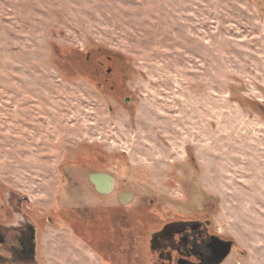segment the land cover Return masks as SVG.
<instances>
[{
    "label": "rangeland",
    "instance_id": "obj_1",
    "mask_svg": "<svg viewBox=\"0 0 264 264\" xmlns=\"http://www.w3.org/2000/svg\"><path fill=\"white\" fill-rule=\"evenodd\" d=\"M261 109L264 0H0V224L18 194L37 234L0 264H144L145 218L192 212L264 264Z\"/></svg>",
    "mask_w": 264,
    "mask_h": 264
},
{
    "label": "flooded vegetation",
    "instance_id": "obj_2",
    "mask_svg": "<svg viewBox=\"0 0 264 264\" xmlns=\"http://www.w3.org/2000/svg\"><path fill=\"white\" fill-rule=\"evenodd\" d=\"M111 70L110 67L106 69L108 74ZM261 110L264 115V109ZM24 197L14 193L8 195V208L22 218L11 225L0 224V262L35 261L30 246L36 242L37 234L29 217L21 214L24 203L28 202ZM144 224V264H242L243 253L237 249L235 237L218 229L207 212L177 214L163 220L148 215Z\"/></svg>",
    "mask_w": 264,
    "mask_h": 264
},
{
    "label": "water",
    "instance_id": "obj_3",
    "mask_svg": "<svg viewBox=\"0 0 264 264\" xmlns=\"http://www.w3.org/2000/svg\"><path fill=\"white\" fill-rule=\"evenodd\" d=\"M89 180L95 186L96 190L101 194H109L114 188L115 178L106 172H92L89 174ZM133 197L134 194L130 192H123L119 195V199L122 204L129 203ZM34 237L33 240L35 239ZM30 247V254L35 257L36 242H34Z\"/></svg>",
    "mask_w": 264,
    "mask_h": 264
}]
</instances>
